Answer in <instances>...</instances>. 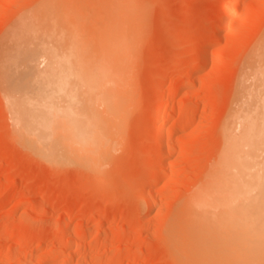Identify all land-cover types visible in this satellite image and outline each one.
<instances>
[{
  "label": "rangeland",
  "instance_id": "374dc122",
  "mask_svg": "<svg viewBox=\"0 0 264 264\" xmlns=\"http://www.w3.org/2000/svg\"><path fill=\"white\" fill-rule=\"evenodd\" d=\"M116 1L126 6V17L112 27ZM220 1L51 0L53 9H61L56 45L83 46L88 54H82L90 56L101 47H128L130 68L127 79L74 91L77 108L94 110L92 116L100 112L107 123L101 150L89 163L69 156L52 164L27 148L14 130L0 83V264H179L168 223L190 191L215 171L238 86L250 83L264 40V0ZM41 2L0 0V47L13 43L12 30ZM225 2L235 6L219 34L212 26L217 5ZM71 7L78 13L67 16ZM208 37L215 41L206 48ZM200 55L209 65L195 70ZM79 60L71 59L73 68ZM187 74L195 78L189 87ZM56 100L65 106L70 101ZM162 101L175 109L166 112V133L173 131L163 142L156 117ZM66 120L60 115L53 126L63 132ZM168 146L171 155L161 158ZM163 170V178L147 186ZM67 214L74 220L65 230ZM207 235L205 247L222 240L214 224ZM72 237L76 241L69 244Z\"/></svg>",
  "mask_w": 264,
  "mask_h": 264
},
{
  "label": "bare ground",
  "instance_id": "6f19581e",
  "mask_svg": "<svg viewBox=\"0 0 264 264\" xmlns=\"http://www.w3.org/2000/svg\"><path fill=\"white\" fill-rule=\"evenodd\" d=\"M118 3L114 2V9H109L112 27L126 17V6ZM39 4L23 14L25 16L12 30L13 43L0 47V83L4 87L14 130L27 148L49 163H62L69 156L89 163L101 150L100 141L107 123L101 117L103 114L99 117L100 112L92 116L91 111L89 114L77 108L71 101L74 91L91 87L92 83L103 88L106 82L124 80L130 68V57L127 55L130 48L120 52L116 47H101L91 56L87 55L83 46L63 49L54 40L61 9H53L51 0H42ZM234 6L231 2L221 7L217 5L219 12L212 26L213 32L220 34L226 25L227 13ZM68 9L74 10L73 7ZM77 9H66L65 13L67 16L74 15L78 13ZM53 10L58 17L51 14ZM105 15L106 18L108 13ZM131 21L136 24L133 18ZM132 22L127 23L132 26ZM213 37L206 38L203 44L206 48L215 41ZM203 45L202 49L205 48ZM255 55L259 65L247 77L250 83L242 80L238 86L233 108L223 129V146L215 171L201 180L194 190L191 189L168 223L172 255L179 264H264V40ZM201 57L199 64L194 65L195 70L209 65V59ZM73 58L80 59L75 62L79 65L77 69L72 67ZM18 60L24 62L23 68L15 62ZM166 79L164 77L161 81L166 82ZM194 79L188 76L184 85H193ZM75 80L77 83L73 84ZM166 91L164 89L163 93ZM60 96L69 98L68 105L56 100ZM172 109L175 110L163 101L157 107L158 140L161 142L166 136L170 138L173 131L167 129L166 133L167 116ZM60 115L67 118L65 123L68 125H61L63 132L53 126L58 123ZM176 128L179 129L178 126ZM172 149L173 146L165 148L161 158L168 157ZM165 174L164 170L157 173L147 186L159 182ZM64 218L62 227L66 230L74 217L67 214ZM213 224L217 226L222 240L214 247H205ZM74 240L72 237L68 243L73 244Z\"/></svg>",
  "mask_w": 264,
  "mask_h": 264
}]
</instances>
